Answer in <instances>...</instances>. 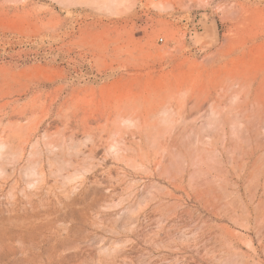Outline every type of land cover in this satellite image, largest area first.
I'll list each match as a JSON object with an SVG mask.
<instances>
[{
    "label": "rangeland",
    "instance_id": "1",
    "mask_svg": "<svg viewBox=\"0 0 264 264\" xmlns=\"http://www.w3.org/2000/svg\"><path fill=\"white\" fill-rule=\"evenodd\" d=\"M0 264H264V0H0Z\"/></svg>",
    "mask_w": 264,
    "mask_h": 264
}]
</instances>
